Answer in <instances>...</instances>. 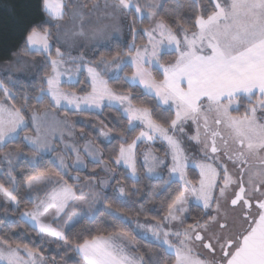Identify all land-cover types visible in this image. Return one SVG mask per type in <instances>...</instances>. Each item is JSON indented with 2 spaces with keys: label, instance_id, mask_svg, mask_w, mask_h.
I'll return each instance as SVG.
<instances>
[{
  "label": "snow or ice",
  "instance_id": "snow-or-ice-1",
  "mask_svg": "<svg viewBox=\"0 0 264 264\" xmlns=\"http://www.w3.org/2000/svg\"><path fill=\"white\" fill-rule=\"evenodd\" d=\"M196 3L197 0H192L193 6ZM87 7L79 0H40V10L45 18L28 27L24 51L29 55L44 56L50 63L51 74L43 80L40 94L34 98L35 104L42 105L47 98L49 108H59L66 114L88 112L100 115L102 113L96 110L102 107L119 112L121 119L127 122L129 134L139 129L131 143L127 139L121 142L114 160L116 165L122 163L131 170L128 178L134 182H138V144L157 140L166 144L165 155H171V174L163 191L167 192L172 184L179 187L174 198L169 197L170 202L164 205L166 215L155 225H149L147 231L160 246L167 245L166 250L174 253L175 264H264V0H208V7L201 11L193 7V15L183 18L180 17L183 5L178 3L173 10L174 23L167 22L161 15L163 5L152 0H144L143 4L141 0H103L102 4L93 3L90 13L84 11ZM149 9L156 11L148 15ZM136 14L140 20L150 22L143 30L147 41L142 47L136 46L135 29L130 27L133 43L127 45V51H117L110 59L101 56L92 66H87L84 55L73 57L70 52L66 55L59 46L55 47V58H52V28L57 29L56 45L70 47L76 43V37L87 41L106 36L108 26L104 24V18ZM65 17L69 18L67 25L62 23ZM86 18L89 25L84 23ZM93 18L97 26L89 33L86 28L93 23ZM169 55L175 56L174 61L163 64L162 58ZM124 56L131 59H123ZM68 64L75 66L77 71L87 67L85 82L91 88L87 95L62 88L63 83L70 88L79 83L71 75L67 81H62L65 73L60 71L61 66ZM127 68L134 69L131 77L125 73ZM154 72L162 78L157 79ZM121 73H125L124 84L129 89L139 88L140 95L154 101L151 108L134 106L131 93L125 95L110 87V81H120ZM0 94L5 98L0 101V151L17 143L20 133L31 126L34 135L24 136L25 146L41 159L50 152H57L53 143L56 138L51 136L53 125L48 120L49 111L41 114L37 109L29 116L34 105L28 96L22 98L23 103L9 106L7 101L16 98L3 81H0ZM241 102L247 104L243 115H234V112L239 113ZM157 110L158 116L155 115ZM67 131L71 135V129ZM177 133L182 136L178 137ZM99 135L107 137L108 132L101 129ZM183 137L200 144L203 151V159L192 165L199 169L198 187L187 178L188 158L181 143ZM63 139L61 134L56 142L62 143ZM90 144L91 141L83 152L94 156L95 150ZM59 151L63 155L58 157L56 166L63 175L70 169L79 172L86 167L80 149L66 144ZM68 152L75 153L74 164L66 162L64 157ZM224 158L231 162V170ZM151 159L153 162L148 163L149 158L145 156L149 173L159 165L168 168L164 160ZM3 160L7 161V174L12 177L11 157L5 155ZM93 162L100 163L95 159ZM104 170L110 171L107 165ZM75 179L82 184L79 189L63 179L29 178L28 189H33L34 184L45 183L56 185L59 190L53 191L47 201H40L35 211L24 212L21 221L33 230L38 229L42 239L46 234L56 241H63L69 251L74 250L82 257L84 264H151L135 255L136 245L124 234L89 233L70 244L65 232L53 227L78 207L80 214L66 224L69 231L85 221L94 223L101 214L114 222H127L121 212L132 205L122 198L125 194L123 186L118 189L121 195L114 198L120 207L113 209L108 203L109 197L103 195V187L96 191L94 185L83 184L79 177ZM14 181L12 177L10 182ZM106 183L101 181V185ZM14 191L0 184V195L9 201H16ZM186 193H191L195 207L204 212L206 219L186 223L191 215ZM162 194L152 191L154 198ZM81 200L84 207L77 204ZM49 209H55L51 213L52 222L41 219L49 214ZM140 211H143V205ZM4 220L7 221L5 228L13 223L7 217ZM196 247L206 249L210 259L194 255ZM43 259L26 244L23 251L19 243L13 247L4 237V229H0V264H37L38 261L43 264Z\"/></svg>",
  "mask_w": 264,
  "mask_h": 264
},
{
  "label": "trees",
  "instance_id": "trees-1",
  "mask_svg": "<svg viewBox=\"0 0 264 264\" xmlns=\"http://www.w3.org/2000/svg\"><path fill=\"white\" fill-rule=\"evenodd\" d=\"M88 5L87 8L92 7L93 3L103 2V0H80ZM183 5L180 9V17H187L193 15V7L196 11H201L208 7V0H197L195 6L192 4V0H165L163 4V11L161 15L169 23H174L176 16L173 14V10L177 8V4ZM45 17L40 10V0H0V81H3L5 85L15 96L14 101H7L9 105L16 103L17 105L23 103V97L28 96L32 98L34 107L29 110L28 115H31L32 111L39 110L41 113L46 109H52L59 114H66L64 111L58 108H49L48 99L42 105L35 104V96L40 94V87L45 79L46 75L51 74L50 63L46 62L45 57L41 55H29L24 51V39L25 33L28 27L32 24L40 23ZM149 20H140L136 16H129L130 27L135 29V43L136 46H142L146 43L147 38L143 35V30L149 27ZM52 40L55 37V28L51 29ZM130 40L133 39V33L129 30ZM127 45L120 40H114L111 44L98 48L95 51V55L92 57V64L96 59L101 56L105 58H111L117 51H127ZM16 53V55H13ZM55 55V54H54ZM127 56H124L125 59ZM175 56L169 55L162 58L164 64H168L174 61ZM132 69H125V73H131ZM158 79H161L159 73L155 72ZM10 77V79H9ZM107 78V77H106ZM86 78L83 75L78 84L74 88H70L67 84H64V88L69 91H75L80 95H85L91 91L90 85L85 82ZM46 87V85H44ZM110 87L122 92L125 95L131 93L134 97L133 103L136 107H148L151 108L154 101L150 97L140 95V89H129L124 84V76L121 74V79L118 82L110 81ZM83 89L84 91H81ZM5 100L2 94H0V101ZM247 107L245 102H241L239 105V113H233L234 115H243L244 109ZM97 115L93 113H81L70 114L72 120L77 118H84L86 123L78 122L76 126L77 133L84 132L86 138L90 139L93 144L99 148L102 152V159L104 164L111 165L112 168L118 169L114 163L115 157L119 154V148L121 142L127 139L128 143L139 134V129L129 134L126 129L128 127L127 122L121 119L120 113L113 108L104 107ZM159 115V111L155 113ZM155 118V116H154ZM30 124V121H28ZM103 129L106 132L112 134V139L107 142L99 135V131ZM33 132L30 126L25 132L20 133V139L17 143L11 144L8 148L0 151V166L5 169L0 172V184H4L9 190L15 189L13 194L16 196L17 207L13 209L12 214L14 219L13 223L5 228V224H2L0 229H4V237L11 243L13 247L17 243L23 247L27 245L29 248H33L35 251L46 252V248L43 247V242L38 235L37 230H33L28 223L21 221V215L24 211L31 209L38 205L40 201L50 193L54 185H47L38 190H30L26 186V182L29 178L38 177L41 175H60L64 181L69 185H74L79 189L82 185L76 186L77 182L73 179L72 174L81 173L85 174L83 180H87L85 184H92L93 180L92 172H97L96 178L99 179L105 173L102 170L103 163L88 162L86 170L74 171L69 170L67 175H63L60 169L57 168L56 162L52 156L46 155L43 159L39 156H35L26 146L23 141L24 136ZM79 138V137H78ZM80 139V138H79ZM124 146H127L126 144ZM153 150L161 157L165 155L167 146L160 141H156L151 146ZM144 150V144H139L136 159H137V171L138 182H134L129 179V172L121 167L118 169V177L114 179L108 190L104 191L103 195L109 197L108 203L113 209L120 207L116 200V196L121 194L118 192L119 187L125 188V194L122 198L131 202L130 208H124L121 212L127 218V222L124 224L114 222L110 217L101 214L97 217L94 223L87 221L76 225L71 231L67 230L65 235L68 236L70 244L75 243L79 238L86 237L89 233L96 235L98 233L109 234L118 232L125 234L134 239L135 245L138 249L137 253L145 261H151V264H174V255L166 250L164 246H160V243L148 240L138 236L135 232V222L137 220H143L147 223H157L162 217L166 215L165 203L170 202L169 197L174 198V193L179 187L177 184H172L168 187V191L164 192L163 188L167 187L165 184L169 180L170 172L168 168L163 170V176L154 178L146 174L145 168L142 162V154ZM8 155L11 157L12 164V177L15 178L14 183L10 182L12 177L8 176L9 165L7 161L3 160V157ZM189 176L193 182H197L199 179V173L194 168L188 169ZM86 192L87 188L84 189ZM97 191V189L95 188ZM156 190L158 193L163 194L159 198L152 196V191ZM136 193L133 195V193ZM79 194V192H77ZM141 205H143V211L141 212ZM99 207V205H97ZM187 223L196 222L197 219H206L204 212L195 207V204L190 207ZM65 217L59 223H64ZM7 224V223H6ZM58 224V223H54Z\"/></svg>",
  "mask_w": 264,
  "mask_h": 264
},
{
  "label": "rangeland",
  "instance_id": "rangeland-1",
  "mask_svg": "<svg viewBox=\"0 0 264 264\" xmlns=\"http://www.w3.org/2000/svg\"><path fill=\"white\" fill-rule=\"evenodd\" d=\"M164 1L165 0H152L153 3L162 4V5L164 4ZM79 2L83 4L82 1L79 0ZM143 2H144V0H141L142 4H143ZM101 4H102V2H101ZM91 9H92V7L85 8L84 11L90 13ZM153 11H156V9H149L147 11V14L151 15V13ZM136 15L138 17L139 14H136ZM129 16L130 15L117 16L115 19L104 18L103 22H104V24H106L108 26L106 36L100 37L99 39H96V40L89 39L87 41L83 40V38L76 37L75 38L76 43L72 44L70 47H69V45H56V43H55L56 35H57V29H56L54 40H52V39L50 40V43H52L54 45V47L52 49V58H55V55H54L55 54V47L59 46V47H61V51L65 52L66 55L68 54V52H70V54L73 57H78L80 55H84L85 64L87 66H92L94 64V63L92 64L93 51L95 52L98 48L105 47V46L111 44L114 40H120L124 43H129V45H131L133 43V39L130 40V37H129V30H130ZM154 19H159V17H154ZM62 23L65 25L69 24V18L65 17V20ZM84 23H85V25H89V20L86 18ZM96 26L97 25H96L95 20L93 18V23L89 27L86 28V31L91 33L92 31L95 30ZM82 44H83V47L81 46ZM93 45H95L94 49H93ZM142 46H139V47H142ZM66 49H67V51H66ZM90 49H93V51H90ZM133 55H134V53H133ZM99 59H96L95 61H98ZM125 59L130 60L131 57L127 56ZM66 68L71 69V71L70 72L65 71ZM60 71L65 73L61 77L62 81H67L69 78V75H71L73 77V79H77L79 81L81 80L83 75L85 76L86 80L88 78L87 67H84L83 69L77 71V68L75 66L68 64V65H62ZM133 71H134V69H132L131 73H126L127 77H131ZM154 75H155V72H154ZM123 76L125 78V73H123ZM64 84H66V83L62 84V88L65 91H69V90L64 88ZM78 95H80V94H78ZM85 95H87V94H85ZM105 103H107V102L105 101ZM103 108L104 107H102L101 109H97L96 112H101V110ZM45 111H49V113H50L48 120H49V123H51L53 125V130L51 132V136L56 138L53 141V143H54V146L58 149L57 152H50L47 155L52 156L57 165L59 164L58 157L60 155H63V153L59 150L64 149V146L67 144L69 146H74V147L81 150L80 151L81 159H82L84 165H86V167H84L83 170H86L88 167V162H93L94 159L96 161H100V163H103L102 170L105 173L103 174V176L101 178L97 179L96 176H94L97 174V172L90 173V174H93L92 177H94V179H92L93 180L92 185L95 186L97 191H100L101 187H103V193H104V191L108 190L112 181L118 177V169L121 167L125 168L129 172V175L131 176V170L127 169L126 166H124L122 163L120 165H116L118 169L112 168L111 165L104 164L103 159H102L101 150L99 148H97L89 138L88 139L86 138L84 132L77 133V131H76L77 123L78 122L86 123L84 118H77L75 121V120H72L66 114H64V115L59 114L57 111L52 110V109H46V110L42 111L41 114H43ZM61 122H66V123H61ZM69 128L71 129V135H69V133L67 131V129H69ZM61 134H63V137H64L63 142L57 143L56 141L59 140ZM27 135L32 136V135H34V132H31ZM177 136L181 137L182 134L177 133ZM102 139L109 142L112 139V134L108 132V136L107 137L102 136ZM89 141H91L90 147L95 150L94 156H87L83 152V148L86 145H88ZM157 141H159V140H157ZM155 142L146 141V142L142 143V144H144V150H143V154H142V162H143L146 174L150 177L158 178V177L163 176V170L165 169V167L163 165H159V166L155 167L153 172L149 173L148 167L145 164V156H147L149 158L148 163L153 162L151 159L152 157H157L161 160H164L168 164V170H169L171 168V155L170 154L167 156L164 155L163 157L159 156L151 147L152 144H154ZM181 143H182V146L184 147L185 155L188 158V167L186 168L185 171L187 174V178L189 180H191L189 173H188V169L194 168L192 166L193 163L194 162H200L203 159V151H202L200 144H197L195 141L188 140L187 137H183L181 140ZM139 144H141V143H139ZM139 144H138V146H139ZM125 147H127V146H125ZM137 149H138V147H137ZM137 149H136V152H137ZM64 158L68 164H74L75 163V153L74 152H68V154ZM136 163H137V159H136ZM225 163H227L226 160H225ZM227 164L229 166V169L231 170L232 165L229 163V161ZM105 165H107V167L110 169V171L104 170ZM136 168H137V164H136ZM4 169H5V167L3 168L2 166H0V172H3ZM194 169H196L197 172L199 173L198 168H194ZM61 172H63V171L61 170ZM136 176L138 177V171L136 172ZM48 177L52 178L53 180L62 179V177L60 175H41V176L34 177V178H48ZM72 177L75 181H76L75 178L79 177V180L83 184H85L87 182V180H83V177H85V174L74 173V174H72ZM101 181H107V183L101 185ZM198 181H199V179H198ZM198 181L194 182V183H196L197 187L199 186ZM47 185H53V184H45V183L34 184L33 189H30V190H38V189H40L44 186H47ZM78 185H82V184L77 183L76 186H78ZM26 186H27V182H26ZM58 190H59L58 186L54 185V187L52 188L50 193L42 201H47L50 194L53 191H58ZM9 191H11V190H9ZM77 195H79V194L77 193ZM186 195L188 196V199L190 201V203L187 205L188 209L190 210V207L192 205H194L196 202L194 200V197L191 195V193H186ZM77 204L81 207L85 206L84 202L82 200L77 201ZM16 207H17V201H15V202L9 201L3 195H0V221H3V223H0V228H1L2 224L7 223V221L4 220L5 217H7L8 220H10V221H12L14 219L12 211ZM26 211H28V212L35 211V207L28 209ZM26 211H24V212H26ZM54 212H55V209H49V214H46L45 216L41 217V219L46 221V222H52L51 213H54ZM79 214H80V212H79V207H78L77 209H74L73 211H71L70 215L65 219L64 223L53 224V227L57 228L58 230L64 231L66 233V231L68 230L66 228V224L70 223L71 219L74 218L75 216L79 215ZM155 224L156 223H147L146 221H143V220H137L135 222V232L138 236H140L142 238H146L148 240H153V241L160 243L158 240H156L155 237L152 236V233L150 231H147V227L149 225H155ZM139 225H143L144 227H140ZM36 230L38 231V229H36ZM39 237L41 238V235H39ZM127 237L129 240H131L135 244L133 238H131L129 236H127ZM41 240L43 242V247L46 248V252L43 253L41 251H36V253H37V255L42 256L44 258L43 264H84L82 257L77 252H75L74 250L69 251L68 250L69 246L63 245V241H56L54 237L47 236L46 234L44 235L43 239L41 238ZM49 241H52V242H49ZM58 245H63V246H58ZM163 246L167 249V245H163ZM21 251H23V247H21ZM168 252H170V251H168ZM170 253H172L174 255L173 252H170ZM135 255L141 257V255L138 254L137 252L135 253ZM194 255H198L201 259H210L208 252L205 249H202L199 247H196L194 249ZM37 264H40V262L38 261Z\"/></svg>",
  "mask_w": 264,
  "mask_h": 264
},
{
  "label": "flooded vegetation",
  "instance_id": "flooded-vegetation-1",
  "mask_svg": "<svg viewBox=\"0 0 264 264\" xmlns=\"http://www.w3.org/2000/svg\"><path fill=\"white\" fill-rule=\"evenodd\" d=\"M226 161H227V159L226 158H224ZM227 163H228V161H227ZM229 163L231 164V162L229 161ZM254 163V166H256L255 165V162H253ZM193 223H195V222H193ZM206 250V249H205ZM207 251V250H206Z\"/></svg>",
  "mask_w": 264,
  "mask_h": 264
}]
</instances>
